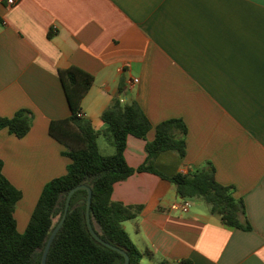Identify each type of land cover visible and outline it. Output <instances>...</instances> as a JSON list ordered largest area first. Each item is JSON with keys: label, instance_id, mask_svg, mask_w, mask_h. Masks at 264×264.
<instances>
[{"label": "crops", "instance_id": "obj_1", "mask_svg": "<svg viewBox=\"0 0 264 264\" xmlns=\"http://www.w3.org/2000/svg\"><path fill=\"white\" fill-rule=\"evenodd\" d=\"M71 66L95 77L80 112L100 131L98 141L102 113L123 81L121 102H137L154 126L146 139L128 136V164L145 162L157 124L179 118L186 155L163 151L156 168L171 176L212 165L245 203L251 229L226 225L199 197L187 198L197 206L183 211L176 184L156 173L117 182L112 199L143 206L124 222L142 263L264 264V0L0 2V115L33 112L22 138L0 128V158L4 174L36 203L70 161L50 126L71 116L59 74ZM64 127L66 140L81 145L78 126ZM108 139L106 154L114 153Z\"/></svg>", "mask_w": 264, "mask_h": 264}, {"label": "trees", "instance_id": "obj_2", "mask_svg": "<svg viewBox=\"0 0 264 264\" xmlns=\"http://www.w3.org/2000/svg\"><path fill=\"white\" fill-rule=\"evenodd\" d=\"M59 74L71 116L52 121L50 131L66 148L63 154L70 159L67 171L46 183L25 231L20 232L15 209L23 192L4 174V161L0 158V264H41L48 238L63 216L68 192L80 184L93 189L90 213L97 233L125 250L130 256L129 264H143L145 253L136 246L124 225L125 221L135 218L143 206L112 199L114 185L137 171L153 172L170 180L183 198H201L210 212L219 215L226 225L251 229V224L243 219L246 213L243 199L235 197L233 186L217 180L212 165L171 176L156 168L155 160L163 151L174 150L182 157L186 155L187 126L182 119L171 118L156 125V137L146 145L148 155L145 162L134 168L125 156L128 136L146 139L154 126L137 102H121L119 95L124 90L123 81L118 95L102 113L106 132L115 147L114 153L104 154L98 142L100 131L93 127L91 120L79 115L82 101L94 83V75L77 66L59 69ZM32 121V110L22 108L12 117L0 115V128H8L10 133L22 138L31 130ZM69 122L80 130L82 143L79 146L75 147L66 140L68 132L64 126ZM87 200V189H79L73 194L68 215L50 247L47 264L124 262L122 253L99 242L91 234L86 220ZM159 264H192V261L164 259Z\"/></svg>", "mask_w": 264, "mask_h": 264}, {"label": "water", "instance_id": "obj_3", "mask_svg": "<svg viewBox=\"0 0 264 264\" xmlns=\"http://www.w3.org/2000/svg\"><path fill=\"white\" fill-rule=\"evenodd\" d=\"M79 189H87L88 190V200H87V205H86V220H87V225H88V228H89L91 234L99 242H101L104 245H106V246H108L110 248H113V249L119 251L120 253H122L125 256V260H124V262L122 264H129L130 263V256H129V254L125 250H123L122 248H120V247H118V246H116V245H114V244H112V243L104 240L97 233V231L95 230V228H94V226L92 224L91 213H90L91 203H92V197H93V189L89 185H87V184L77 185V186L73 187L68 192V195H67V198H66V203H65V208H64L63 216L60 219V221L58 222V224L55 226V228L53 229L52 233L50 234V236L48 238L47 244H46L45 249L43 251L41 264H47V257H48V253H49L50 247H51V245H52V243L54 241V238L56 237L57 233L59 232L61 226L63 225V223H64V221H65V219H66V217L68 215L72 196Z\"/></svg>", "mask_w": 264, "mask_h": 264}, {"label": "rangeland", "instance_id": "obj_4", "mask_svg": "<svg viewBox=\"0 0 264 264\" xmlns=\"http://www.w3.org/2000/svg\"><path fill=\"white\" fill-rule=\"evenodd\" d=\"M109 133L104 131L101 133V136L99 138V144L101 146V149H102V152L104 154L108 153L109 151V146H110V142H109ZM111 140H112V137L110 136ZM112 142V141H111ZM36 197L34 196V194H31V193H26L25 194V197L23 196V198L18 201L17 205H16V209H15V216H16V219H17V223H18V229L20 232H24L28 223H29V220H30V217H31V214L36 206ZM191 203H192V207L194 208L198 201L197 198H194V199H191L189 200ZM204 206H207L206 203H203Z\"/></svg>", "mask_w": 264, "mask_h": 264}, {"label": "built area", "instance_id": "obj_5", "mask_svg": "<svg viewBox=\"0 0 264 264\" xmlns=\"http://www.w3.org/2000/svg\"><path fill=\"white\" fill-rule=\"evenodd\" d=\"M21 0H0V2H3L5 3L6 5L8 6H13V5H16L18 2H20ZM135 82L138 81V78H135L134 80ZM79 115L82 116V112H79ZM181 208L183 211H187L189 210L190 206H191V202L187 199V198H184L182 200V203H181Z\"/></svg>", "mask_w": 264, "mask_h": 264}]
</instances>
